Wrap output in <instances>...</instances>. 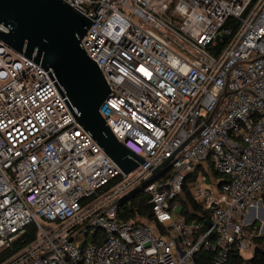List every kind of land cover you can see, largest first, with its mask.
Returning a JSON list of instances; mask_svg holds the SVG:
<instances>
[{
	"label": "built area",
	"instance_id": "1",
	"mask_svg": "<svg viewBox=\"0 0 264 264\" xmlns=\"http://www.w3.org/2000/svg\"><path fill=\"white\" fill-rule=\"evenodd\" d=\"M63 1L93 22L81 43L111 90L99 113L143 163L124 174L47 71L0 40V251L34 228L5 264L253 254L264 234L245 221L264 194V0ZM183 185L203 223L183 215ZM134 193L149 215L123 219Z\"/></svg>",
	"mask_w": 264,
	"mask_h": 264
},
{
	"label": "water",
	"instance_id": "2",
	"mask_svg": "<svg viewBox=\"0 0 264 264\" xmlns=\"http://www.w3.org/2000/svg\"><path fill=\"white\" fill-rule=\"evenodd\" d=\"M92 23L63 0H0V40L47 71L76 122L128 174L143 159L116 139L99 113L111 90L81 43ZM160 168L152 169V180L166 170ZM258 204L264 210L262 200ZM258 219L252 216L245 221L252 224Z\"/></svg>",
	"mask_w": 264,
	"mask_h": 264
},
{
	"label": "trees",
	"instance_id": "3",
	"mask_svg": "<svg viewBox=\"0 0 264 264\" xmlns=\"http://www.w3.org/2000/svg\"><path fill=\"white\" fill-rule=\"evenodd\" d=\"M233 23L234 21L232 19H229L226 25H232ZM235 26L236 24L234 25V27ZM214 175L218 177L217 174ZM262 197L264 203V194L262 195ZM177 200L181 202L182 213L187 221L197 220L202 223L204 222L205 218L207 217V213L205 211H202L200 205L193 200L189 190L185 185H183L182 191ZM149 212V206L146 203L145 197L141 194L134 193L130 198L129 203L125 201L124 204H122L119 210V215L123 219H128L131 217H135L137 213H144L148 216ZM254 224L259 226V224H256V222ZM203 228H206V226L204 225ZM33 237L34 228L32 226H29L27 231L15 238L8 247H4L1 249L0 264H5L8 260L14 258L23 249L24 246H26L33 240ZM252 244L254 247L251 258L244 259L239 253L232 252L229 255L228 264H264V234L254 237L252 240ZM212 256V252L200 250L194 257V263L210 264Z\"/></svg>",
	"mask_w": 264,
	"mask_h": 264
},
{
	"label": "rangeland",
	"instance_id": "4",
	"mask_svg": "<svg viewBox=\"0 0 264 264\" xmlns=\"http://www.w3.org/2000/svg\"><path fill=\"white\" fill-rule=\"evenodd\" d=\"M259 200H262V202H263V197L262 198H260V199H258V200H256V203L258 204V201ZM259 206V205H258ZM263 206H264V203H263ZM263 210V209H262ZM261 210V211H262ZM254 214V213H253ZM260 216H261V218L264 216V214L262 215V214H260ZM264 218V217H263ZM256 222V224H259L260 226H264L263 225V222H262V220L259 218L258 220H256L255 221ZM92 238V235H90L89 237H88V239L90 240ZM251 256H252V253H244V257L246 258V259H249V258H251Z\"/></svg>",
	"mask_w": 264,
	"mask_h": 264
},
{
	"label": "crops",
	"instance_id": "5",
	"mask_svg": "<svg viewBox=\"0 0 264 264\" xmlns=\"http://www.w3.org/2000/svg\"><path fill=\"white\" fill-rule=\"evenodd\" d=\"M250 212H251V214L248 216V218H252L253 213L255 214V216L260 217V218H261L260 214H262V215L264 214V212L259 209L257 203L250 209ZM263 217L261 219L264 222Z\"/></svg>",
	"mask_w": 264,
	"mask_h": 264
},
{
	"label": "bare ground",
	"instance_id": "6",
	"mask_svg": "<svg viewBox=\"0 0 264 264\" xmlns=\"http://www.w3.org/2000/svg\"><path fill=\"white\" fill-rule=\"evenodd\" d=\"M256 203H254L251 207H250V209L255 205ZM257 205H259V204H257ZM259 207V209L260 210H262L261 208H260V206H258ZM250 209H249V213H248V215H247V218H248V216L251 214V212H250ZM263 212H264V210H262ZM253 216H255V214H253ZM255 217H257V216H255ZM258 218H260V217H258ZM261 219V218H260ZM262 220V219H261ZM263 222V221H262ZM263 224H264V222H263Z\"/></svg>",
	"mask_w": 264,
	"mask_h": 264
}]
</instances>
